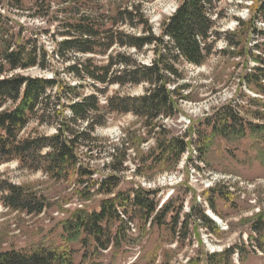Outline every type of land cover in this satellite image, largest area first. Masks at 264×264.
<instances>
[{
    "label": "rangeland",
    "instance_id": "1",
    "mask_svg": "<svg viewBox=\"0 0 264 264\" xmlns=\"http://www.w3.org/2000/svg\"><path fill=\"white\" fill-rule=\"evenodd\" d=\"M94 1L104 5L108 0ZM179 2L142 1L144 15L156 34ZM251 4V0L217 3V14L212 19L219 37L213 43L212 53L200 66L179 64L184 74L182 82L187 85L183 92L187 98L179 101L175 116L156 121L160 127L149 131L143 119L131 113H108L104 97L99 96L100 111L96 115L104 124L93 131V142L78 150L80 163L92 175L79 177L71 170L66 176L54 178L41 171L22 169L15 161L0 164V181L21 186L45 203L40 213L12 210L4 206L0 192V251L44 246L66 253L70 258L67 264H264V132L246 130L243 137L226 140L212 134L207 124L208 117L221 106L232 107L246 125L264 124V98L256 84L244 80L256 66L253 55L260 52L253 49V44L261 39L242 30L241 38L231 35L239 28V21L249 18ZM23 5L20 12L9 7L4 11L0 3V13L9 19L8 34L13 35V40L18 34L22 40L35 39L53 57L58 77L78 83L66 71L70 60L65 63L55 55L54 41L61 37L59 21L53 12L45 18H30L29 15L37 13L35 0H24ZM256 25L264 27L262 23ZM228 39L240 41L238 47L245 46V55H238L239 48L228 47L225 43ZM131 52L142 63H149L152 57L150 50ZM16 72L52 75L37 69ZM80 91L91 92V81L84 78ZM142 92V86L113 85L107 95ZM53 131L52 127L40 126L32 120L21 136ZM198 132L203 134L201 140H197ZM156 137H178L195 143L174 164L152 158L156 154L152 151ZM192 145L201 146L202 152L194 151ZM108 176L110 183L100 188L97 183ZM113 182L112 194H106L102 187L107 188ZM135 191L152 199L157 204L156 210L167 205L169 211L163 223H151L133 206L126 205V214L121 215L124 224L108 249H97L94 241L83 234L70 239L64 223L74 211H98L104 199L117 193L125 197ZM148 191L153 193L147 195ZM122 210L119 208V212ZM210 213L222 223L214 221ZM117 226V222L111 224V231Z\"/></svg>",
    "mask_w": 264,
    "mask_h": 264
},
{
    "label": "trees",
    "instance_id": "2",
    "mask_svg": "<svg viewBox=\"0 0 264 264\" xmlns=\"http://www.w3.org/2000/svg\"><path fill=\"white\" fill-rule=\"evenodd\" d=\"M142 1L145 0H108L101 5L94 0H35L37 13L29 15L30 18H45L53 12L55 20L59 21L61 38L54 41L55 55L65 63L70 60L66 71L77 79L78 83L74 84L58 77L53 57L38 46L35 39L22 40L18 34L13 40V35L8 34L9 19L0 13V164L15 161L22 169L41 171L54 178L66 176L71 170L79 177L92 175L80 163L78 150L93 142V131L104 124L96 115L100 111L99 96L104 97L108 113H131L143 119L149 131L160 127L157 120L171 118L179 112V101L187 98L183 94L187 85L182 82L184 74L179 64L200 66L211 55L213 43L219 37L212 17L217 14L220 0H180L175 11L162 22L159 34L149 25ZM251 1L249 18L239 21V28L231 35L241 38L239 32L242 30L261 39L253 44V49L260 52L253 55L254 73H247L244 80L247 84H256L264 98V27L256 25L264 24V0ZM0 3L4 11L9 7L20 12L24 6V0H0ZM225 43L228 47L239 48V56L245 55V46L238 47L240 41L228 39ZM131 50L135 53L150 50V62H140ZM29 69L49 71L52 75L29 76L16 72ZM84 78L91 81L89 93L80 91ZM113 85L120 88L142 86L143 92L108 96L107 90ZM32 120L54 131L21 136ZM207 120L211 133L226 140L241 138L246 130L257 134L264 132V124L246 125L230 106H221ZM200 134L197 133V140H201ZM193 143L178 137H156L152 149L156 154H152V158L175 164ZM191 147L202 152L201 146ZM108 178L110 176L97 185L101 188L110 183H107ZM114 185L113 182L102 189L112 194ZM0 192L4 206L12 210L30 214L40 213L45 207L40 197L21 186L0 181ZM126 205L133 206L143 219H151V223H163L169 211L167 205L156 210L157 204L148 197H141L138 191L125 197L117 193L104 199L98 211H74L65 221L64 229L70 239L75 240L83 234L94 241L97 249L106 250L124 224L121 215L126 214ZM119 208L123 210L119 212ZM201 217L206 223L207 218L203 214ZM116 222L117 228L111 231L110 225ZM69 262L70 258L63 251L44 246L0 251V264Z\"/></svg>",
    "mask_w": 264,
    "mask_h": 264
},
{
    "label": "bare ground",
    "instance_id": "3",
    "mask_svg": "<svg viewBox=\"0 0 264 264\" xmlns=\"http://www.w3.org/2000/svg\"><path fill=\"white\" fill-rule=\"evenodd\" d=\"M210 215H211V218H213L214 221H216L219 224L222 223L221 219L218 216L214 215L213 213H210Z\"/></svg>",
    "mask_w": 264,
    "mask_h": 264
}]
</instances>
